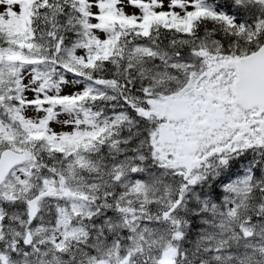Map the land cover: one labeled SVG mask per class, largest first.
Listing matches in <instances>:
<instances>
[{"label":"snow or ice","instance_id":"6c2138e0","mask_svg":"<svg viewBox=\"0 0 264 264\" xmlns=\"http://www.w3.org/2000/svg\"><path fill=\"white\" fill-rule=\"evenodd\" d=\"M0 264H264V0H0Z\"/></svg>","mask_w":264,"mask_h":264}]
</instances>
